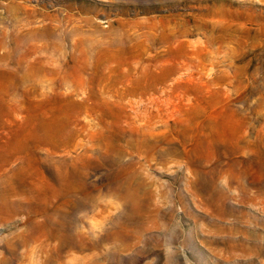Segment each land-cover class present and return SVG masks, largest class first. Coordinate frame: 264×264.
Wrapping results in <instances>:
<instances>
[{"label":"rangeland","instance_id":"1","mask_svg":"<svg viewBox=\"0 0 264 264\" xmlns=\"http://www.w3.org/2000/svg\"><path fill=\"white\" fill-rule=\"evenodd\" d=\"M0 189V264H264V0H0Z\"/></svg>","mask_w":264,"mask_h":264},{"label":"bare ground","instance_id":"2","mask_svg":"<svg viewBox=\"0 0 264 264\" xmlns=\"http://www.w3.org/2000/svg\"><path fill=\"white\" fill-rule=\"evenodd\" d=\"M125 167V166H124ZM127 167V166H126ZM126 168H122V170H125ZM50 171V170H49ZM61 173V172H60ZM121 174V173H120ZM4 175V174H3ZM72 175V174H71ZM11 176V175H10ZM59 176H61V175H59ZM72 177V176H71ZM6 179V178H5ZM8 179V178H7ZM11 179V178H10ZM21 179H22V177H21ZM50 179V178H49ZM73 179H74V177H73ZM130 178H129V176H126L123 180H120L118 183H117V185L115 186V189L116 190H118V191H120V192H122V194L124 195V196H122V198H123V200H124V204H125V206H124V212H123V215H121L122 216V218H124V220H134L133 219V217H134V215L136 214V212H137V210L139 209V210H144L147 206L146 205H144V204H142V203H137L139 200L137 199L138 197H136V194H135V190L139 187V186H136V187H133L132 185H131V183H130V180H129ZM78 180V179H77ZM10 181V180H9ZM47 181V180H46ZM6 182V181H5ZM8 182V181H7ZM16 182V181H15ZM51 181H49V183H50ZM52 183V182H51ZM82 182H80V184H81ZM19 184V183H18ZM63 184H64V182H63ZM66 184V183H65ZM6 185V184H5ZM50 185V184H49ZM55 185V184H54ZM3 186V185H2ZM70 186V185H69ZM81 186V185H80ZM2 188V187H1ZM69 188H71V186L69 187ZM143 188V187H142ZM3 189H4V187H3ZM3 189H0V199H2V198H4V196H5V192H4V190ZM73 189V188H72ZM7 190V189H6ZM17 190V189H16ZM19 190V189H18ZM21 191V190H20ZM139 191H140V189H139ZM138 191V192H139ZM57 192V191H56ZM137 192V193H138ZM75 193V192H74ZM9 194V193H8ZM139 195V194H138ZM72 198V197H71ZM141 198V197H140ZM7 199V198H6ZM17 200V199H16ZM81 200V199H80ZM143 201V200H142ZM144 202V201H143ZM6 203H7V201H6ZM13 203V202H12ZM7 204H9V203H7ZM147 204H148V202H147ZM5 205V204H4ZM13 205V204H12ZM153 205V204H152ZM83 207V206H82ZM11 208V207H10ZM1 209V208H0ZM6 212V211H5ZM14 212V211H13ZM2 213V212H1ZM140 214H141V212H140ZM139 214V215H140ZM120 216V217H121ZM137 216V215H136ZM64 218V217H63ZM135 218V217H134ZM113 220V219H112ZM130 221V222H131ZM61 222V221H60ZM114 222V221H113ZM116 222V221H115ZM120 222V221H119ZM126 222V221H125ZM116 224V223H115ZM114 225V224H113ZM65 227V226H64ZM75 228V227H74ZM54 229V228H53ZM71 229V228H70ZM118 229H120V230H118ZM69 230V229H68ZM76 230V229H75ZM73 231V230H72ZM71 231V232H72ZM69 232H70V230H69ZM81 233V232H80ZM59 234L60 235H62L63 237H65V236H67V234H66V228H60V232H59ZM87 234V233H86ZM56 235V234H55ZM126 235H127V233H126V228H124V227H122V228H110V229H106L105 231H104V233L101 235V236H99V235H97L98 237H96V239L95 240H93L92 242H91V245L92 246H96L97 247V245H99V244H101V246H102V244H106V243H109V244H114V242L116 241V239H119V238H124V237H126ZM70 236V235H69ZM90 236V235H89ZM94 236V235H93ZM59 238V237H58ZM83 238V237H82ZM86 239V238H85ZM126 239V238H125ZM91 240H92V238H91ZM60 241V240H59ZM74 241V240H73ZM72 242V241H71ZM75 242V241H74ZM79 242V241H78ZM87 242V241H86ZM81 243H82V241H81ZM85 243V242H84ZM89 243V242H88ZM60 244V243H59ZM65 244V243H64ZM67 244V243H66ZM78 244V243H77ZM86 244V243H85ZM57 245V244H56ZM75 245V244H74ZM81 245V244H80ZM87 246V245H86ZM61 247V246H60ZM105 247V246H104ZM56 248H57V246H56ZM62 248V247H61ZM60 248V249H61ZM66 248V247H65ZM82 249V248H81ZM99 249V248H98ZM111 250V249H110ZM52 251V250H51ZM56 251V250H55ZM103 252V251H102ZM107 252V251H106ZM111 252H112V250H111ZM109 253H110V251H109ZM59 254V253H58ZM61 254V253H60ZM63 255V254H62ZM97 255V254H96ZM100 255V254H99ZM98 255V256H99ZM102 255V254H101ZM55 256V255H54ZM101 257V256H100ZM106 257V256H105ZM53 258H55V257H53ZM77 258V257H76ZM86 258V257H85ZM62 259V258H61ZM88 259V258H87ZM50 260V259H49ZM75 260V259H74ZM78 260V259H77ZM86 260V259H85ZM96 260V259H95ZM101 260V259H100ZM89 261V260H88ZM93 261V260H92ZM50 262V261H49ZM47 263V262H46ZM75 264V263H74ZM81 264V263H80ZM83 264V263H82ZM87 264V263H86Z\"/></svg>","mask_w":264,"mask_h":264}]
</instances>
